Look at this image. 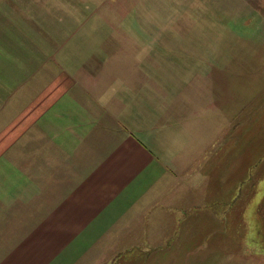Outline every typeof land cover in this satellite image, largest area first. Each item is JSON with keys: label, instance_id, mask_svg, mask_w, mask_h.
Returning a JSON list of instances; mask_svg holds the SVG:
<instances>
[{"label": "rangeland", "instance_id": "374dc122", "mask_svg": "<svg viewBox=\"0 0 264 264\" xmlns=\"http://www.w3.org/2000/svg\"><path fill=\"white\" fill-rule=\"evenodd\" d=\"M229 4L224 15L195 0H0V79L10 92L41 91L76 72L74 92L60 104L74 113L52 116L77 126L87 122L86 108L102 124L117 112L121 137L152 141L144 147L162 160L163 170L157 162L148 170L153 185L180 189L170 207L194 221H165L169 244L164 232L147 242L161 225L139 221L148 234L120 264H264V145L253 144H264V19ZM6 88L3 117L19 108H4ZM90 133L99 145L100 128ZM83 143L72 153L99 148Z\"/></svg>", "mask_w": 264, "mask_h": 264}, {"label": "crops", "instance_id": "0c3cea01", "mask_svg": "<svg viewBox=\"0 0 264 264\" xmlns=\"http://www.w3.org/2000/svg\"><path fill=\"white\" fill-rule=\"evenodd\" d=\"M234 1L241 2L247 18L264 19V0H195L211 2V10L224 15ZM77 76L68 72L66 79L56 76L41 91L14 93L8 79H0V86H7L4 108L19 106L11 116L3 117L5 110L0 115V264H120L124 253L133 258L139 237L148 234L147 228L140 233L139 221L160 224L151 226L145 238L153 241L164 232V244L172 239L165 221H194L186 211L170 207L171 200H178L170 196L180 194L177 186L153 185L148 170H155V162L163 170L162 160L144 147L152 141L122 138L117 112L102 124L103 118L96 121L86 108L87 122L77 126L52 116L74 113L73 107L60 104L73 94ZM91 89L98 98L106 91ZM95 127L103 135L99 145L94 141L98 134L90 133ZM85 141L99 148L73 154L74 145ZM101 146H107L106 153ZM157 202L162 206L156 207ZM144 249L152 248L148 244Z\"/></svg>", "mask_w": 264, "mask_h": 264}, {"label": "trees", "instance_id": "16d2710c", "mask_svg": "<svg viewBox=\"0 0 264 264\" xmlns=\"http://www.w3.org/2000/svg\"><path fill=\"white\" fill-rule=\"evenodd\" d=\"M263 137H260L258 139V143L257 141L255 140L253 142L254 146L257 147V149H262L263 145L262 142L263 140H261ZM252 149H253V145H252ZM263 152V151H261ZM252 181V179H250ZM257 217H258V221H259V231H260V241L261 243L264 244V199L263 201L261 202V204L259 205L258 207V211H257Z\"/></svg>", "mask_w": 264, "mask_h": 264}]
</instances>
